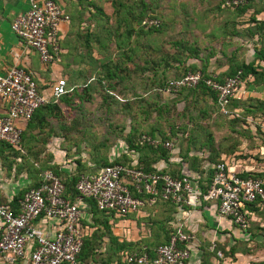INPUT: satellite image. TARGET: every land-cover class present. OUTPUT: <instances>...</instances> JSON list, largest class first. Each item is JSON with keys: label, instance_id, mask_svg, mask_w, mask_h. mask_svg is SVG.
I'll return each instance as SVG.
<instances>
[{"label": "rangeland", "instance_id": "rangeland-1", "mask_svg": "<svg viewBox=\"0 0 264 264\" xmlns=\"http://www.w3.org/2000/svg\"><path fill=\"white\" fill-rule=\"evenodd\" d=\"M200 1L204 0H149L148 14L141 21L130 20L123 13L122 16L112 13L110 21H102L95 39L90 37L89 41L95 50L102 51L100 64L96 61L94 65L88 64L95 67L85 72L92 77L89 79L85 74L70 94L37 120L28 134L25 162H20L15 172L12 164L9 162V168L8 160L5 161L3 183L15 192L26 188L37 178L32 163L35 167H55L74 176L94 172L112 159H134L144 165L158 158L160 149L164 150L161 146L164 141L172 143V147L164 150L167 156H179L192 169L209 165L224 153L238 151L244 136L238 130L239 120L220 112L212 95L203 93L200 87L167 91L163 86L166 79L179 78L186 71L207 73L210 61L228 64L223 76L231 66L240 64L235 53H226V47L213 49L214 40L207 42L192 27L198 20L199 25L204 23V6L198 5ZM125 9L131 11L129 6H123L121 11ZM150 20L156 22L150 24L147 22ZM231 40L236 44L231 37L216 41L225 46ZM228 109L235 108L229 104ZM150 139L160 146L150 147ZM88 210L112 226L120 222L109 223L101 212ZM135 215L127 214L124 220ZM141 220L145 223L143 229L137 232L131 228L130 232L142 231L146 242L158 241L160 234L169 231L166 220L157 216L148 215ZM97 226L89 237L87 256L111 259L116 256L113 244L118 235L113 233V227H108L107 233L101 224ZM232 247L220 250V257L233 254L236 242ZM239 249L244 251L248 247L241 248L240 244Z\"/></svg>", "mask_w": 264, "mask_h": 264}, {"label": "built area", "instance_id": "built-area-1", "mask_svg": "<svg viewBox=\"0 0 264 264\" xmlns=\"http://www.w3.org/2000/svg\"><path fill=\"white\" fill-rule=\"evenodd\" d=\"M246 0H226L237 7ZM26 10L10 22L11 31L37 54L42 65L52 63L60 52V24L69 17L54 0H27ZM150 24L156 20L147 21ZM240 70L218 80L215 75L202 77L200 71H187L179 78L168 79L165 90L194 87L202 81L215 94L219 111L237 117V109H228L241 83ZM67 91L64 79L57 78L40 90L30 71L19 65L0 74V99L5 112L0 115V142L20 150L22 128L40 106L55 101ZM264 131V121L260 124ZM151 144H158L150 139ZM161 145L169 149L172 143ZM232 161V159H231ZM209 180L204 190L198 177L183 174L172 177L160 169L146 171L137 160L111 162L96 171L79 174L73 184V196L66 191L63 179L49 169L38 173L36 186L26 189L15 208L0 202V264H76L83 240L94 230L87 210L88 203L103 213L109 223L123 221L127 214H140L157 201L179 207H194L200 200L214 201L219 215L241 230L247 229L252 205L264 203V179L242 177L227 157L209 166ZM190 235L174 226L166 242L157 245L150 255L140 250L122 249L124 264H185L189 258ZM220 257L221 252L215 251Z\"/></svg>", "mask_w": 264, "mask_h": 264}, {"label": "crops", "instance_id": "crops-1", "mask_svg": "<svg viewBox=\"0 0 264 264\" xmlns=\"http://www.w3.org/2000/svg\"><path fill=\"white\" fill-rule=\"evenodd\" d=\"M54 1L68 15L69 20L60 24V52L57 58L48 65H42L35 51L22 43L10 29V22L14 16L26 10L27 0H0V74L13 65L22 66L31 72L37 87L45 92L57 78L64 79L67 87L79 85L85 72L95 68H90L88 64L94 65L95 61L97 65L100 64L102 51L95 50L94 44L88 41L93 37V31L99 30L102 21L111 20L110 16L114 13L113 5L123 3L125 7L128 5L127 1L130 4L132 0ZM225 2L226 0L198 2L199 6H204V23L199 25L200 20H198L192 27L200 31L207 42L209 39L214 40L213 49L226 47L224 51L229 54L235 53L240 64H251L255 74L247 73L242 78L236 95L230 101V106L239 110L241 114L239 119H235L239 120L241 127L238 130L244 135L238 145V151L224 153L218 159L227 157L230 163L238 168L240 175L260 173L264 169V131L260 127L264 121V0H246L235 9L228 8ZM130 8L131 11L125 9L121 13L147 14L149 0H141L136 7L130 4ZM83 33L88 34V41ZM228 37L236 40V44L233 45L234 41L231 40L230 44L223 46L216 41L218 38ZM227 67L228 64L225 62L217 65L216 62L210 61L206 71L210 75L221 77ZM86 75H89V79L92 77L90 73ZM5 108V102L0 99V115L5 112ZM26 123L19 121L17 124L24 129ZM2 154L0 152L2 181L0 202L12 207V199L18 191L15 192L13 187L10 189L3 183L6 162ZM212 163L201 167L208 168ZM152 166L174 174L197 176L200 186L205 182V178L209 180L210 170L208 174L205 171L201 175L198 169L190 168L177 155L167 156L166 160L158 159L152 163ZM160 206L147 207L135 217L131 216L114 226L108 224L109 227L114 228L113 233L118 235L116 241L118 243L144 241L145 235L142 231L134 234L130 229L134 228L137 232L142 230L145 223L141 218L152 215L166 220L167 230L170 231L174 226L180 225L190 235L189 258L185 264H264V203L252 207L251 220L244 230L236 228L226 217L219 215L214 201L200 200L198 205L189 208L169 203H161ZM153 207L155 209L152 210ZM137 221L138 225H136ZM91 225H93L92 221ZM93 227L96 229L95 226ZM169 231L160 234L159 241L164 240ZM235 242L237 247L233 250V254L225 255L224 258L216 256V249L219 251L234 249L232 244ZM240 244L241 248L248 247V250L241 251ZM14 264L23 263L16 261ZM76 264H123V262L119 251L118 256L116 252V256L111 259L96 260L87 257L83 260L77 259Z\"/></svg>", "mask_w": 264, "mask_h": 264}, {"label": "trees", "instance_id": "trees-1", "mask_svg": "<svg viewBox=\"0 0 264 264\" xmlns=\"http://www.w3.org/2000/svg\"><path fill=\"white\" fill-rule=\"evenodd\" d=\"M114 2H116V1H114ZM132 3H130L131 5H133V7H136V5H138L139 6V4L141 3V0H132L131 1ZM130 4H128L127 6H129V8H130ZM124 6V4L123 3H120L119 5H113L112 7H113V10H114V14L116 13V15H119V14H121V9H122V7ZM126 8H128V7H126ZM144 9V8H143ZM148 11H149V8H148ZM131 14V15H130ZM148 14V13H147ZM147 14H145V13H143V14H132V12H130L129 13V17L130 18H132V19H130V20H133V21H136V20H140L141 21V19H142V17L144 16V15H147ZM121 16H122V14H121ZM120 18V17H119ZM124 18V20H126V21H128L127 19H126V17H123ZM139 18V19H138ZM99 30H100V28H99ZM98 31V30H97ZM95 32H96V30H94L93 31V33H92V39H95V37H94V35H95ZM83 35H85V37H87L86 38V40L88 41V34L87 33H83ZM89 42V41H88ZM60 46V45H59ZM103 55H107L106 53H104ZM237 70H240V72H241V74H240V77L241 78H243L247 73H252V74H255V71L253 70V68H252V65L250 64H247V65H244V64H239V65H235V66H231L230 67V71H229V73L227 74V75H225V76H231V75H233V74H235V72L237 71ZM187 72V71H186ZM192 72H194V71H192ZM201 72V71H200ZM201 74H202V77H204V78H206V77H208L210 74L209 73H205V72H201ZM218 80H221L223 77L221 76V77H216ZM167 80L168 79H166L165 81H164V83H163V86H165V84H166V82H167ZM195 88H198V87H200V91H202L203 93H205V94H210V95H212V97H213V99H214V101H215V94L213 93V91H211L207 86H205V84L202 82V81H199L195 86H194ZM66 88H67V91L63 94V95H61V96H59L55 101H51V102H48V103H46V104H44V105H42V106H40V107H38L34 112H33V114H32V116L30 117V119L27 121V123H26V126H25V128L24 129H22V131H21V135H20V149H21V151L18 149V150H16V149H14L13 147H11V146H9V145H7V144H5V143H3V142H0V152L1 153H3L2 154V157L4 158V160L5 161H7L8 160V162H7V166L10 168L11 167V165H10V163L12 164V167H14V170H15V172H17V169H19L20 168V166H21V163L20 162H25V160H24V155H25V153H26V151L25 150H28V147L27 146H29L28 144H26V143H28V141H27V139H28V134H29V132H30V130L31 129H33L35 126H36V122H37V120L40 118V119H42V118H44V112H46V111H49V110H51V109H53V107L55 106L54 104H56L60 99H62L63 97H65V96H67L68 94H70V92L73 90V88H74V86H66ZM190 88V87H189ZM192 89H194L193 87H191ZM231 107V106H230ZM238 115L239 116H237V117H231L232 119H239L240 117H241V114H240V111L238 112ZM39 123H40V120H39ZM152 138V137H151ZM26 146V147H25ZM129 146V145H128ZM158 146H160L159 144H150V147H152V148H157ZM162 146V145H161ZM162 148H163V146H162ZM164 150H165V148H164ZM164 150H162V149H160V154H159V156H158V158H156V159H154L153 161H151V163H144V165H141V167L144 169V170H146V171H155V168L152 166V163H154L155 161H157L158 159H164V160H166V158H167V152H165ZM130 160H127V161H124V160H121V159H112V160H109L108 162H105L104 164H102L101 166H103V165H106V164H109V163H111V162H123V163H127V162H129ZM216 161V160H215ZM214 161V162H215ZM10 162V163H9ZM33 164V166H34V170L35 171H37V178H35L33 181H32V183L31 184H29L26 188H24L23 190H19L18 192H17V194L13 197V199H12V202H11V205H12V207L13 208H15L16 207V204H17V199L19 198V197H21V195H22V193L26 190V189H28V188H30V187H33V186H36L37 185V183H38V173L40 172V171H42V170H44V169H49V170H51V171H53L55 174H57V175H59V176H61L62 177V179H63V183H64V185H65V188H66V191L67 192H69L70 193V196L72 197L73 196V184H74V182H75V180H76V178L78 177V176H74V175H70L69 173H67V171H64V170H58L57 168H55V167H50V168H47V167H40V166H36L35 167V165H34V163H32ZM140 165V164H139ZM207 169V170H206ZM162 172H166L167 174H169L170 176H172V177H180L181 176V174H179V173H173V172H170V171H164L163 169H160ZM208 170H209V167L208 168H202V167H199V169H198V172L201 174V175H203V173L206 171L207 172V174H208ZM63 173V174H62ZM87 173H89V172H87ZM209 174H210V172H209ZM209 176V175H208ZM242 177H249V176H253V177H259V178H262V179H264V169L262 170V172H260V173H254V174H244V175H241ZM206 177H207V175H206ZM206 180H205V182L203 183L202 182V185H201V189L202 190H204L205 189V187H206V184L208 183V178H205ZM87 201V203H88V208H87V210L88 209H92V210H95V211H97L95 208H94V206H93V204H92V202L91 201H89V200H86ZM4 203V202H3ZM156 203H159V204H161V203H169V202H166V201H157ZM155 203V204H156ZM154 204V205H155ZM169 204H171V203H169ZM154 205H152V206H154ZM254 205H252V207H253ZM252 207H251V209H252ZM88 212L90 213V216H91V221H92V224L95 222L96 223V228L98 227L97 225L98 224H101L102 226H103V228H106V230H107V233H108V227H109V225H108V222H106V221H104L103 219H101V220H99L97 217H94V213H92V211H89L88 210ZM103 214V213H102ZM104 215V214H103ZM104 217H106L105 215H104ZM94 226V225H93ZM95 230V229H94ZM93 232V231H92ZM92 232H91V234H92ZM173 232V229L172 230H170L169 231V233H168V235L170 234V233H172ZM91 234H90V236H91ZM109 236H110V234H108ZM168 235H167V237L164 239V240H161V241H155V242H153V243H150V242H146V241H134V242H123V243H118L116 240H115V242H114V244H113V246L115 247V249H116V251H117V253L119 252V251H121L122 249H128V250H131V249H136V250H140L141 249V247L142 246H145V249H146V251H148L149 252V254L151 255L152 254V250L157 246V245H159V244H162V243H164V242H166V240L168 239ZM91 240H90V238L89 237H86L84 240H83V244H82V247H81V250H80V252H79V254H78V256H77V259H80V260H83V259H85V258H87V257H89V256H87V247L90 245V242ZM229 249H231V248H229ZM232 250V249H231ZM231 254V253H230ZM117 256H118V254H117ZM124 264V263H123Z\"/></svg>", "mask_w": 264, "mask_h": 264}]
</instances>
